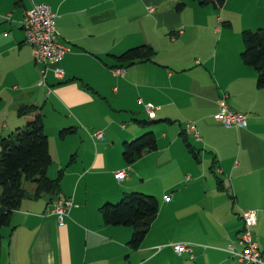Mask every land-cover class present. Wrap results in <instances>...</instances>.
<instances>
[{
  "label": "crops",
  "instance_id": "0c3cea01",
  "mask_svg": "<svg viewBox=\"0 0 264 264\" xmlns=\"http://www.w3.org/2000/svg\"><path fill=\"white\" fill-rule=\"evenodd\" d=\"M179 1L186 5L180 12L174 9ZM38 4L55 13L59 43L68 50L62 78L47 70L46 87L38 83L21 29L25 13ZM259 29L264 0H225L219 10L190 0H0V138L23 125L19 107H40L53 161L47 176L55 179L63 170L52 201L49 195L35 200V186L24 188L28 198L1 232L7 247L0 246V264H244L227 249H242L246 210L255 213L251 239L262 254L264 89L240 60L241 33ZM140 45L154 50L150 61L118 62ZM115 69L124 76H114ZM223 96L229 109L246 117V128L214 120ZM147 106L156 124L141 127ZM48 117L55 124L47 134ZM191 122L199 141L184 133ZM68 127L74 132L59 139ZM146 130L154 133L157 150L124 164L122 144ZM182 133L199 161L188 154ZM122 170L126 178L117 181L114 174ZM129 192L153 195L160 204L151 227L173 226L182 236L145 237L130 250L131 230L106 226L99 211ZM56 198L73 201L61 226L52 213ZM168 229L164 236L172 235ZM179 243H190L191 253L176 254L172 245Z\"/></svg>",
  "mask_w": 264,
  "mask_h": 264
},
{
  "label": "trees",
  "instance_id": "16d2710c",
  "mask_svg": "<svg viewBox=\"0 0 264 264\" xmlns=\"http://www.w3.org/2000/svg\"><path fill=\"white\" fill-rule=\"evenodd\" d=\"M200 7L210 6L219 10L225 0H190ZM184 2H177L174 9L178 12L185 8ZM243 49L240 60L244 66L252 68L256 73V88L264 89V29L243 31L241 33ZM154 50L147 45L130 48L117 57L122 65H135L150 61ZM1 101V98H0ZM17 116L24 120L23 126L16 132L0 138V246L2 229L7 227L13 212L28 198L24 183L35 186L33 198L42 195L57 196L63 175L61 170L55 179L47 176L52 165L48 137L44 132L41 108L35 105H24L18 108ZM156 124V121L140 122L141 127ZM74 132L68 127L58 132V138ZM185 135V134H184ZM188 154L199 161V151L183 136ZM157 150L154 133L146 130L139 137L122 144L121 157L126 165H132L147 153ZM72 159V157H71ZM101 218L106 226H123L131 229V237L127 243L130 250L136 251L148 234L153 221L158 215V200L149 195L132 192L124 195L117 204H104L99 208ZM264 258V252H262Z\"/></svg>",
  "mask_w": 264,
  "mask_h": 264
},
{
  "label": "built area",
  "instance_id": "2783aa9c",
  "mask_svg": "<svg viewBox=\"0 0 264 264\" xmlns=\"http://www.w3.org/2000/svg\"><path fill=\"white\" fill-rule=\"evenodd\" d=\"M55 13L48 5L38 4L33 5L24 15L21 23V29L24 33V43L31 47L34 62L38 65L41 76L40 85L46 87V72L51 70L55 79L59 80L63 76V70L60 63L64 55L68 52L58 40V31L55 26ZM179 31L178 33H180ZM114 76L123 77L125 71L123 69H115L112 71ZM217 113L214 115V120L220 122L225 128L244 129L247 126L246 117L238 112H235L227 106L226 96L220 97L217 101ZM146 113L149 119L154 118L153 107L147 106ZM185 134L199 141V134L196 130L195 123H188L184 130ZM94 137L98 140L103 139L100 131L94 133ZM117 181H122L126 178V171H118L114 174ZM168 199L166 198V201ZM52 213L57 218L59 226L63 225V219L67 216L68 210L73 207L72 199L56 198L52 203ZM241 220L243 228L239 237V245L241 251L236 252L232 247L227 249V252L232 255L237 261L244 264H264V258L257 245L251 239V230L255 225L256 217L253 211H242ZM174 252L178 255L183 253H191V245L189 244H174L172 245Z\"/></svg>",
  "mask_w": 264,
  "mask_h": 264
},
{
  "label": "rangeland",
  "instance_id": "374dc122",
  "mask_svg": "<svg viewBox=\"0 0 264 264\" xmlns=\"http://www.w3.org/2000/svg\"><path fill=\"white\" fill-rule=\"evenodd\" d=\"M34 61V60H33ZM39 74V73H38ZM40 82H41V76L39 75L38 76V83H39V85H40ZM6 99V98H5ZM4 99V100H5ZM3 105V107H6L7 106V104H2ZM146 118H147V121L146 122H148V120H150L149 119V116L147 115L146 116ZM146 120V119H145ZM46 124H47V129H46V133L48 134L49 132H50V128L52 129V127L54 126V124H55V121L54 120H52L50 117H48L47 118V121L45 122ZM23 125H21V127H22ZM155 130H157V128L155 129ZM13 132H16V128H14L13 130H12V133ZM58 132V131H57ZM57 132L55 133L56 134V136H57ZM140 136V135H139ZM138 136V137H139ZM190 139V142L191 143H195L194 142V140H192V138L190 137L189 138ZM53 148V147H52ZM33 184H31V183H24V188L27 190V191H30V189L31 188H33ZM130 193V192H129ZM145 195H149V196H153V195H150V194H145ZM159 201V200H158ZM119 201H115V203H112L113 205L114 204H117ZM159 204H160V201H159ZM209 223V221H203V223L202 224H204V226H207V224ZM168 228H172V235L171 234H169L168 236H164L163 235V232H166V231H169V229ZM126 229H129V230H131L130 228H126ZM180 229H178L177 231H179ZM174 229H173V226H162L161 224H159L158 222H156L155 224H153V226L151 227V229H150V231L148 232V234H147V236H146V239L144 240V241H148V240H162V238H167V239H169V240H174L175 238H177V236H182V234L183 233H177V232H174ZM179 244H183V243H179ZM188 244H190V243H188ZM1 246H2V248H3V250H5V248L7 247V240L4 238V240L2 241V243H1ZM159 248H161V247H158L157 249H159ZM167 253V254H166ZM165 253V255H167V256H171V254H170V252L169 251H167ZM2 262V261H1ZM0 262V263H1Z\"/></svg>",
  "mask_w": 264,
  "mask_h": 264
}]
</instances>
